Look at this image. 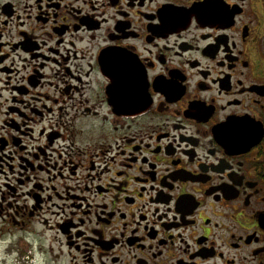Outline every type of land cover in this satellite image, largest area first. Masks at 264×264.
<instances>
[{
  "label": "flooded vegetation",
  "instance_id": "af4514ba",
  "mask_svg": "<svg viewBox=\"0 0 264 264\" xmlns=\"http://www.w3.org/2000/svg\"><path fill=\"white\" fill-rule=\"evenodd\" d=\"M0 244L264 264V0H0Z\"/></svg>",
  "mask_w": 264,
  "mask_h": 264
},
{
  "label": "rangeland",
  "instance_id": "374dc122",
  "mask_svg": "<svg viewBox=\"0 0 264 264\" xmlns=\"http://www.w3.org/2000/svg\"><path fill=\"white\" fill-rule=\"evenodd\" d=\"M26 248V246L20 245L18 247H15L14 252L10 254L9 250L7 249V244H0V264H21V258L25 253ZM32 264H40L38 262L37 253H35L34 255Z\"/></svg>",
  "mask_w": 264,
  "mask_h": 264
}]
</instances>
